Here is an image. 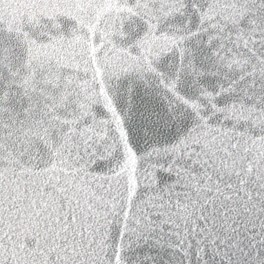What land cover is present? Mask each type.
<instances>
[{
    "label": "snow or ice",
    "instance_id": "1",
    "mask_svg": "<svg viewBox=\"0 0 264 264\" xmlns=\"http://www.w3.org/2000/svg\"><path fill=\"white\" fill-rule=\"evenodd\" d=\"M0 264H264V0H0Z\"/></svg>",
    "mask_w": 264,
    "mask_h": 264
}]
</instances>
